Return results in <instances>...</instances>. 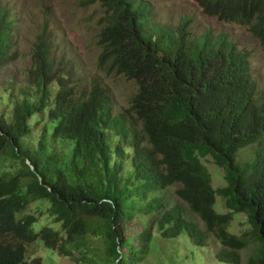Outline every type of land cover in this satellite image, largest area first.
I'll return each mask as SVG.
<instances>
[{"label":"trees","instance_id":"obj_1","mask_svg":"<svg viewBox=\"0 0 264 264\" xmlns=\"http://www.w3.org/2000/svg\"><path fill=\"white\" fill-rule=\"evenodd\" d=\"M81 1L105 7L97 67L137 84L127 110L141 129L113 112L99 81L92 80L87 96L79 79L57 77L43 53L33 88L19 91L12 111L0 113V264H44L27 256L28 245L39 241L94 264L93 238L103 242L93 247L97 257L135 264L155 225L166 238L186 232L196 245L214 236L221 262L240 264L241 252L253 248L246 263L264 264V91L250 74L247 53L225 33L188 41V19L180 21L179 34L153 24L142 0ZM195 1L206 15L246 26L264 45V0ZM12 35L8 9L0 5V67L13 58ZM43 112L48 121L31 148L25 140ZM53 142L68 143V152ZM252 146L254 158L243 157ZM208 157L224 170L226 185L214 187L202 161ZM5 160L20 168H5ZM175 184L182 203L166 205V194L157 193ZM218 196L226 212L216 210ZM35 201L37 210L29 212ZM235 213H245L249 223L240 235L229 228ZM143 216L151 224L139 233L146 245L126 256L120 248L131 237L122 224Z\"/></svg>","mask_w":264,"mask_h":264},{"label":"rangeland","instance_id":"obj_2","mask_svg":"<svg viewBox=\"0 0 264 264\" xmlns=\"http://www.w3.org/2000/svg\"><path fill=\"white\" fill-rule=\"evenodd\" d=\"M3 1L14 8V15L19 18L16 24L19 57L16 61L0 67V113L11 112L14 100L20 99L22 94L19 91H29L35 85L33 77L35 68H32L35 63L34 50L38 35L44 31L47 32V39H51L50 45L53 51L51 60L55 65L53 69L55 75L63 77V75L73 73L82 78L86 86L92 82V78L98 77L111 92L114 112L126 113L129 99L138 86L134 80L126 81L123 75L112 71L107 74L97 67V57L101 51L98 36L104 25L106 14L105 8L98 1L86 6H82L80 0ZM143 1L151 8L153 24L173 29L183 19H190L191 32L189 35L193 41L200 40L208 30L214 34L227 33L230 39L237 44L239 50L248 54L251 76L259 89L264 91V45L253 37L245 26L221 21L214 16L204 14L194 0ZM37 118L40 121H37ZM32 121H35L34 131L25 140V144L36 148L44 124L48 121V114L43 112L38 117L35 116ZM67 146L66 142H53L51 145L61 153L68 152ZM242 154L243 157L247 155L253 158V149H246ZM63 156L67 157L64 154ZM202 161L211 172L214 187L226 185L223 169L217 166L210 157ZM2 164L5 168L13 164L12 171L20 168L19 162L13 160H5ZM176 188L177 185H173L165 190L167 205L181 201L174 192ZM38 204L37 201L33 202L28 211L34 213ZM215 208L218 212L227 211L219 196ZM191 216L197 219L196 216ZM149 225L150 219L147 216L139 217L137 221L125 225L124 234L126 238L131 237V239L126 242L125 247L120 248L122 254L130 256L135 248L138 252L143 246L138 235ZM248 225L245 213H235L229 228L233 233L240 235L248 228ZM153 237L154 239L148 243L146 254L139 260L140 262L135 264H228L217 259L216 252L221 245L214 236H211L206 246H199L192 242L186 232L175 238H166L155 227ZM102 244L101 239H91L90 245L95 248H101ZM93 247L90 248V256L95 257L94 264H112L103 256L97 257ZM252 251L253 248H249L241 252L242 262L240 264H247L246 259ZM27 256L29 259L35 256L42 257L44 264H88L83 260L59 255L40 241L28 245Z\"/></svg>","mask_w":264,"mask_h":264},{"label":"clouds","instance_id":"obj_3","mask_svg":"<svg viewBox=\"0 0 264 264\" xmlns=\"http://www.w3.org/2000/svg\"><path fill=\"white\" fill-rule=\"evenodd\" d=\"M143 1V0H142ZM195 1V0H194ZM97 2V1H96ZM99 3H100V5L102 6V4H101V2L100 1H98ZM144 2V1H143ZM196 2V1H195ZM95 3V2H94ZM197 3V2H196ZM80 4L82 5V6H86V5H83L82 4V1L80 0ZM147 4V3H146ZM198 4V3H197ZM0 5L1 6H3L4 8H7L8 9V12H9V19H10V21H11V23H12V27H13V35H12V37H11V46H10V52L13 54V58L11 59V60H9L8 62H6V63H4V64H7V63H11V62H13V61H16L17 59H18V57H19V47H18V42H17V32H18V28H17V22L19 21V18H18V16L17 15H14V12H13V10H14V8H12L11 6H10V4L9 3H5L3 0H0ZM199 5V4H198ZM103 7V6H102ZM103 8H105V7H103ZM201 8V7H200ZM201 10H202V8H201ZM105 12H106V10H105ZM147 12H148V14H149V16H151V8L147 5ZM203 12V11H202ZM204 13V12H203ZM205 14V13H204ZM208 16H210V15H208ZM215 17V16H214ZM152 18V17H151ZM217 18V17H216ZM218 19V18H217ZM189 21H190V19H188ZM219 20H221V19H219ZM221 21H224V20H221ZM225 22H227V21H225ZM180 23V22H179ZM179 23L176 25V27L175 28H173V29H169L168 31H173V32H177L178 34L180 33V31H181V27H182V25L180 26V27H178L179 26ZM233 23H235V22H233ZM238 24V23H237ZM190 25H191V22H190ZM190 25H189V27H185V31H186V39L188 40V41H190V42H197V41H193L192 39H191V37H190V35H189V33L191 32V30H190ZM239 25H241V24H239ZM151 26V25H150ZM242 26H244V25H242ZM246 27V26H245ZM247 28V27H246ZM248 29V28H247ZM166 30H167V28H166ZM249 30V29H248ZM208 32H210V33H212V35L213 36H217V35H219V34H221V33H225V32H221V33H218V34H214L212 31H210V30H208V31H206L205 32V34L203 35V37L200 39V40H198V41H201L205 36H206V33H208ZM251 33V32H250ZM225 34H227V33H225ZM228 35V34H227ZM39 36V38H38V41H37V43H36V46H35V50H34V59H35V63H33V67L32 68H35L36 69V62L39 60V58L42 56V54L43 53H45V55L47 56V59H48V61L49 62H51L52 63V67L53 68H55V65H54V62H52V60H51V56L53 55V51H52V47H51V45H50V41H51V39H47V32L46 31H44L43 33H41L40 35H38ZM229 36V35H228ZM253 36V35H252ZM254 37V36H253ZM229 38H230V36H229ZM231 40V39H230ZM35 42V41H34ZM235 43V42H234ZM34 44V43H33ZM237 45V44H236ZM238 47V46H237ZM239 49V48H238ZM241 51V50H240ZM246 53V52H245ZM247 60H248V54H247ZM248 63H249V68H250V62H249V60H248ZM4 64H2V65H4ZM35 72V71H34ZM250 74H251V71H250ZM66 76V78H70V80H73V81H75V79L77 78V79H79V81H81L82 82V85H83V90H84V92L86 93H88L87 94V96L90 94V88H91V83L90 84H88V86H86V84H84V82H83V80H82V78H80L79 76H77V75H75V74H73V73H71V74H66L65 75ZM97 80V81H99V83L101 84V86L102 87H104L107 91H108V93H109V96L111 97V101H112V109H113V112H114V106H113V97H112V95H111V92H110V90L108 89V87H106L100 80H99V78L98 77H94V78H92V80ZM93 80V81H94ZM137 88V87H136ZM136 92H137V89H136ZM135 92V93H136ZM134 93V94H135ZM134 94H132V95H134ZM131 95V96H132ZM130 100V99H129ZM131 106V103H130V101H129V107ZM128 107V108H129ZM114 113H121V112H114ZM129 113L130 112H128V110L126 111V113L125 114H127V116H128V121H135L130 115H129ZM132 115V114H131ZM137 120V119H136ZM135 123L138 125L137 126V128L140 130L141 129V123H139V121L137 120V121H135ZM252 149L254 148L253 146L251 147ZM127 149H129L128 151H127ZM250 149V148H249ZM125 150H126V152H132V149L131 148H129V147H126L125 148ZM253 158H254V153H253ZM27 163L31 166V168L33 169V165L31 164V162L28 160L27 161ZM126 167L127 168H130L131 166H130V161H127L126 162ZM224 171V170H223ZM224 178H225V176H224ZM213 180V179H212ZM226 181V180H225ZM175 185H177V184H175ZM179 186L177 185V188H178ZM169 188V187H168ZM167 188V189H168ZM176 188V189H177ZM167 189H164V190H162V191H160V192H158L157 193V195H161V194H167V192L165 193V190H167ZM176 189L174 190V192L176 191ZM176 193V192H175ZM154 195V193H151L150 195H149V198L150 197H152ZM177 195V194H176ZM177 197H178V195H177ZM165 198L167 199V195H165ZM179 198V197H178ZM180 199V198H179ZM217 199H218V197H217ZM181 200V199H180ZM176 203H182V200L181 201H178V202H176ZM175 204V203H174ZM166 205H167V203H166ZM246 215V214H245ZM246 217H247V215H246ZM195 220H197L198 222H199V224H200V227H202V228H205L204 227V223L203 222H201L200 221V219L199 218H197V219H195ZM125 225L126 224H122V227L124 228L125 227ZM151 225V224H150ZM155 227H157V229H158V226L157 225H155L154 226V228ZM154 228H153V235H154ZM159 230V229H158ZM139 236V235H138ZM181 236V235H180ZM190 237V236H189ZM154 239V237L152 238V240ZM191 239V238H190ZM211 239V238H210ZM140 240V239H139ZM192 240V239H191ZM141 241V240H140ZM193 242V241H192ZM144 244H146V243H144L143 242V244L142 245H144ZM195 244V243H194ZM208 244V243H207ZM206 244V245H207ZM206 245H204V246H206ZM199 246H202V245H199Z\"/></svg>","mask_w":264,"mask_h":264}]
</instances>
